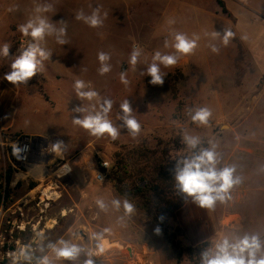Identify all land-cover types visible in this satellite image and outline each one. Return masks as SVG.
I'll list each match as a JSON object with an SVG mask.
<instances>
[{
	"label": "rangeland",
	"instance_id": "rangeland-1",
	"mask_svg": "<svg viewBox=\"0 0 264 264\" xmlns=\"http://www.w3.org/2000/svg\"><path fill=\"white\" fill-rule=\"evenodd\" d=\"M54 8L55 13L48 15L67 22L68 43L60 45L48 38L46 47L52 51V59L44 62L43 70L28 84L14 86L3 77L10 71L11 59L19 54L18 48L26 46L30 39L18 31L29 15L25 0H0V46L5 42L12 45L10 57L0 58V264H11L10 254L29 243L36 250L35 255H41L37 249L41 241L47 244L71 238L92 249L91 233L104 228L112 230L105 234L109 244L105 251L110 249L105 255L121 264H198L199 258L194 255L214 239L224 234L235 239L233 230L223 229L222 205L207 210L189 200L175 216L160 220V212L145 211L138 198L128 193L133 183L142 186L147 178L156 179L170 196L175 195L173 158L184 147L179 127L199 134L205 146L207 139L215 138L223 159L221 166L226 163L233 128L244 120L233 116V80L248 77L249 71L235 70L233 64L222 63L217 55H209L208 62H197L189 68L182 63V57L173 68L161 66L167 73L165 83L162 87L153 86L148 83L150 78L140 73L166 39L140 38V6L128 7L129 13L126 7H112L113 12H107L99 28L76 21L75 14L82 7L66 4ZM134 44L143 50L135 70L128 63ZM100 51L112 54V70L105 75L97 71ZM121 72L126 73L127 85L120 80ZM77 79L91 82L101 101L107 98L114 102L109 114L114 124L120 123V104L129 99L133 115L141 124L139 136L133 138L121 130L113 141L107 135L91 136L75 125L72 118L80 114L72 109L90 103L77 97ZM192 106L212 109L211 127H197L190 121L186 109ZM225 125L227 129L222 131ZM57 140L67 144L64 159L48 150ZM17 142L19 146H30L32 167L18 164L13 154ZM26 154L27 149L23 155ZM102 161L109 163V169L105 181L100 183L95 174ZM65 164L71 171L62 168ZM119 167L121 182L116 176ZM8 175L10 184L6 183ZM98 197L110 205L108 214L97 208ZM125 197L135 205L136 212L131 219L125 217L126 226L121 227L116 219L123 215V209L112 210L111 200ZM157 226L161 229L159 235L154 232Z\"/></svg>",
	"mask_w": 264,
	"mask_h": 264
},
{
	"label": "clouds",
	"instance_id": "clouds-1",
	"mask_svg": "<svg viewBox=\"0 0 264 264\" xmlns=\"http://www.w3.org/2000/svg\"><path fill=\"white\" fill-rule=\"evenodd\" d=\"M49 13H55L52 3L39 2L34 0V7L25 23L18 26V31L23 37L30 38L26 46L18 48L19 54L11 59L10 71L5 73L4 79L16 86L19 84H28V82L41 72L44 62L52 59V51L46 47L48 38H54L55 42L60 45L68 43L67 22L62 18L54 20L50 18ZM107 12L102 13V6L92 8L90 13L80 9L75 14V19L81 21L91 28L103 26ZM174 24V20H169ZM212 40L219 39L224 46H227L234 36L229 28H222L221 31H213ZM200 37L193 35L191 38L183 32L172 33V42L166 39L164 47L174 49L171 53H163L156 50L152 55L151 63L141 71V76L149 77L148 83L153 86H163L166 72L164 68L175 67L182 57L194 54L198 47ZM243 39V37H242ZM12 45L5 42L0 46V58L8 59ZM209 47L214 53L219 52L216 44L210 43ZM143 50L140 46L134 44L128 57V63L135 70ZM100 64L98 73L105 75L112 70L110 63L112 54L100 51L97 54ZM86 71V69H85ZM126 73L121 72L120 80L127 85L129 82L125 78ZM74 89L80 100H87L89 106L78 105L72 109V112L80 114L73 116L72 120L75 125L86 130L91 136L101 138L107 135L115 141L121 134V130L126 131L131 137L136 138L141 132V124L133 115V107L129 99H125L120 104L121 112L117 119L120 123L114 124L109 114L113 108L111 99H99V94L92 89L91 82L77 79L74 83ZM95 101V103H91ZM186 115L190 121L197 127H211L213 111L207 106H192L186 109ZM227 129L225 125L221 130ZM180 143L184 145L177 155L173 158V167L171 169L174 189L181 197V200L187 203L189 200L200 208L213 210L217 204H224L231 200V191L234 187L243 182V178L237 174L235 164H223L221 153L218 151L219 144L215 138H209L206 141L199 134H193L188 128L179 127L178 132ZM67 144L63 140H57L48 146L50 153L55 157L64 159V151ZM27 146L13 147V154L18 159H24L23 156ZM107 168V164L104 163ZM68 171L71 168L68 164L62 166ZM103 179V177H101ZM95 204L100 212L108 214L110 205L103 198H96ZM123 209V215L118 216L116 223L124 227L125 217L131 219L135 214L136 208L130 200L115 198L111 200V209L119 212ZM160 220L164 216L159 217ZM110 228H104L99 232H92L89 242H94V248L86 249L82 244L73 242L70 239L60 238L56 241H49L44 244L41 241L37 249L41 255H35L32 244H26L12 252L11 264H95L94 256L103 254L107 247L105 234L111 233ZM155 234H161V229L157 226L154 229ZM84 257L81 260V257ZM198 264H264V238L259 234H244L237 236L235 239L224 234L214 239L210 245L199 251Z\"/></svg>",
	"mask_w": 264,
	"mask_h": 264
},
{
	"label": "crops",
	"instance_id": "crops-1",
	"mask_svg": "<svg viewBox=\"0 0 264 264\" xmlns=\"http://www.w3.org/2000/svg\"><path fill=\"white\" fill-rule=\"evenodd\" d=\"M224 4L227 12L220 6ZM54 6L72 4L86 13L102 6L103 12H113L112 7L140 6V38L168 39L172 33L183 32L190 38L200 37L194 54L185 56L189 68L197 62H208L209 55H217L222 63H231L235 70L249 71L248 77L233 80V116L240 120L233 128L230 155L225 164L237 167L242 184L231 191V200L222 205V226L233 230L235 238L244 234H259L264 238V0H41ZM68 2V3H67ZM26 14L30 15L34 0H25ZM80 10V9H79ZM57 20L59 18H56ZM169 20H174L170 24ZM229 28L234 33L227 46L219 39L212 40L213 31ZM68 34V33H67ZM243 37V39H242ZM210 43L219 48L211 51ZM160 45H164L161 43ZM159 51L171 53V47ZM193 64V65H192ZM240 90V91H239ZM239 93V95H238ZM238 95V96H237ZM107 246H109L107 242ZM95 264H121L105 253ZM104 255V256H103ZM124 264V263H122Z\"/></svg>",
	"mask_w": 264,
	"mask_h": 264
},
{
	"label": "trees",
	"instance_id": "trees-1",
	"mask_svg": "<svg viewBox=\"0 0 264 264\" xmlns=\"http://www.w3.org/2000/svg\"><path fill=\"white\" fill-rule=\"evenodd\" d=\"M220 6L223 8L225 12L226 9L224 4L219 1ZM264 84V79L262 81ZM120 168V167H119ZM122 174L121 168L116 173L118 176V181L120 180V175ZM11 182V175H8L6 179V183L10 184ZM133 189L128 194H131L135 198H138L141 207L147 211L151 212L153 209H156L160 212L163 216H175L176 212L182 207L184 202L181 200V197L175 191L174 196H170L169 193L166 191V187L161 183L157 182L156 179L151 180L146 178V182L141 186H138L137 183H133L131 185ZM172 186H169L170 188ZM1 188V186H0ZM123 187H120V191L126 192L121 190ZM2 207L1 204V196H0V208Z\"/></svg>",
	"mask_w": 264,
	"mask_h": 264
},
{
	"label": "built area",
	"instance_id": "built-area-1",
	"mask_svg": "<svg viewBox=\"0 0 264 264\" xmlns=\"http://www.w3.org/2000/svg\"><path fill=\"white\" fill-rule=\"evenodd\" d=\"M20 143V142H19ZM19 143L17 142V145L19 146ZM24 146H27V154L24 156L26 158L24 159H18V164L19 165H22V166H25V167H32L34 164H31V161H32V158H33V153L32 151H30V146L29 145H21V147L23 148ZM104 163L107 164V168L104 167ZM109 169V163L108 162H105V161H102L100 163V165L97 167V170H96V174H95V180L97 182H104L105 179H106V171ZM101 177H103V179H101Z\"/></svg>",
	"mask_w": 264,
	"mask_h": 264
},
{
	"label": "bare ground",
	"instance_id": "bare-ground-1",
	"mask_svg": "<svg viewBox=\"0 0 264 264\" xmlns=\"http://www.w3.org/2000/svg\"><path fill=\"white\" fill-rule=\"evenodd\" d=\"M68 3V2H67ZM73 10V9H72ZM59 15V14H58ZM56 17V16H55ZM72 21H73V19H72ZM77 21V20H76ZM74 22V21H73ZM78 22V21H77ZM68 29V28H67ZM70 32V31H69ZM46 193V192H45ZM128 251V250H127ZM128 253L130 254L131 253V251H128Z\"/></svg>",
	"mask_w": 264,
	"mask_h": 264
}]
</instances>
